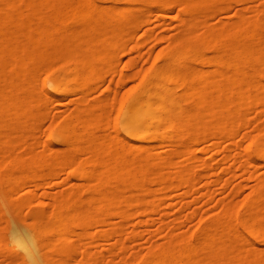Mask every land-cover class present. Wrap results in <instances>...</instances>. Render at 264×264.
Listing matches in <instances>:
<instances>
[{
	"label": "bare ground",
	"instance_id": "obj_1",
	"mask_svg": "<svg viewBox=\"0 0 264 264\" xmlns=\"http://www.w3.org/2000/svg\"><path fill=\"white\" fill-rule=\"evenodd\" d=\"M229 2L0 0V223L9 202L30 216L18 239L28 250L0 227L1 248L14 253L0 264H73L78 253L84 264H104L107 251H126L127 239L141 236L143 221L129 228L125 219L159 211L170 199L185 201L215 170L203 155L205 141L226 151V172L257 165L252 190L224 200L220 212L189 230L181 229L179 216L167 224L162 210L154 232L166 230L163 240L123 255L122 264H264V2L252 14L240 7L214 21ZM174 4L182 16L177 32L136 33L152 11ZM165 37L149 66L137 67L138 58L129 57L124 66L133 70L119 67L127 50ZM117 73L114 86L129 79L132 87L112 116V101L89 95ZM75 88L81 97L74 108L55 114L43 129L50 97L61 101ZM241 125L255 131L246 134V145L235 139ZM159 139L173 140V148L158 152ZM230 149L236 154L229 165ZM67 168L84 182L50 193L49 205L37 202L27 186L56 183ZM181 185L187 189L175 194ZM21 187L25 191L14 195ZM111 237L116 240L107 245ZM110 264L119 263L112 258Z\"/></svg>",
	"mask_w": 264,
	"mask_h": 264
},
{
	"label": "rangeland",
	"instance_id": "obj_2",
	"mask_svg": "<svg viewBox=\"0 0 264 264\" xmlns=\"http://www.w3.org/2000/svg\"><path fill=\"white\" fill-rule=\"evenodd\" d=\"M264 0H231L229 2V7L222 10L217 11L213 16L214 21H218L221 19L231 18L236 10L240 7L248 8V14L254 13L256 7H259L263 4ZM159 12L158 15L156 13ZM150 22L148 24L141 25L136 31L137 34L143 33L145 30L152 31L156 36H163L164 34H170L177 32L179 30V24L182 20V16L180 15V6L178 4H174L170 9L165 11H157L154 10L149 15ZM149 28V29H148ZM168 38H162L159 41L150 40L147 41L145 45L138 50H127L125 52L123 58L120 61V68H122L125 64V60L129 57H137L138 58V66L147 67L152 61L153 57L158 51L160 47L167 44ZM123 71L125 73H130L133 68L124 66ZM119 75L118 73L114 76L113 81H110L111 76H108L107 80L102 83L100 86H94L89 97L91 100H110L113 102V107L110 111L111 115L115 114L114 106L119 102L120 98L128 93V90L132 86H128L132 83V80H127V82L121 83L119 86H114L117 83ZM111 85V86H109ZM180 90L183 88L180 86ZM61 101L55 96H51L54 101L49 108V115L45 118L43 123V129L46 128L53 116L65 114L66 112H70L77 100L81 97V92L79 88H75L63 94ZM57 98V100H56ZM256 112L253 111L251 115H255ZM261 123H264V115L261 117ZM239 134L235 137L242 145L248 144L250 139L246 136V134L254 133L253 125L246 126L241 125ZM110 132L113 134L115 129L110 126ZM42 136V133H40ZM227 144V142H225ZM52 145V144H51ZM203 145L206 147V150L203 151V155L206 159L212 161L216 168L214 171H208V175L203 177L201 181L197 184V191H191L186 197L185 201H181L178 199H170L166 202L162 203L160 206L161 210H153V211H144V212H134L129 218L125 219V223L127 227L132 228L134 224L138 221H143L140 223V232L141 236L135 239H127V250L124 252L118 251L115 254H111L107 251L106 259L104 264H110L112 258L117 261V263L122 264L123 255H132L136 249L146 250L148 244L151 241H161L164 238L163 230L161 232L157 231L159 225L162 223V210L168 211L166 214L167 224L171 223L175 217H178V221L183 225L181 229H193L197 225H199L202 221H204L209 216L216 215L220 212L222 208V203L224 200L234 199L240 200L242 199L249 191L252 190L253 183L255 182V177L252 172L257 167V165H250L247 170H243L241 167L237 168V164L234 163L235 169L233 172H226L222 166L225 164L223 158L225 157V150H213L210 146V141H205ZM174 146V141H165L163 139L157 140V148L156 150L160 153H167ZM231 155L229 160L226 162L227 164H232L235 158L236 151L235 149H230L229 151ZM188 152L182 154L180 156L181 160L186 159ZM241 157V155H239ZM244 160V158H240ZM224 162V163H223ZM223 163V164H222ZM264 163V161L262 162ZM264 169V166L262 170ZM261 170V169H258ZM5 171L4 164H2L0 158V173ZM218 178L217 181L214 179ZM56 183H39L38 185L29 184L27 188H31L35 191L37 195V202L42 198L44 199L45 205L50 204V193H53L57 190H70L75 188L78 184L84 182V179L80 177V173L78 170H73L72 168H67L64 172H62L59 177L55 180ZM209 182L206 183V182ZM235 187L238 188L239 191L235 192ZM5 187H3L4 189ZM25 187H21L17 189L13 194L18 196L21 195L25 191ZM187 189L186 185H181L174 191L177 195H182L184 190ZM8 193V192H7ZM175 195V196H177ZM189 202V203H187ZM189 205V206H186ZM190 212L192 215L190 217L187 216V213ZM118 220L119 218H115ZM30 221V216L27 213L25 208L17 206L15 203L9 202L6 204V215L2 222L0 223L1 231L7 233L9 232V236L12 237L13 240L16 241L20 250L25 251L26 249H30L29 244H21L18 239L21 236L24 230V224ZM146 221V222H145ZM93 229H95L93 227ZM165 229V228H164ZM116 240V237H111L107 239L108 243H112ZM6 243V242H5ZM3 247L0 245V263L9 259L14 253L10 254L8 247ZM93 247L96 248L95 243ZM44 251V250H43ZM81 254L78 253L76 255V260L73 264H84L80 261ZM44 264H47L44 262Z\"/></svg>",
	"mask_w": 264,
	"mask_h": 264
}]
</instances>
